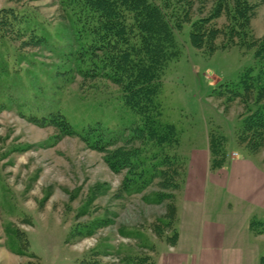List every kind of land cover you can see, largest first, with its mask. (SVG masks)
<instances>
[{
    "label": "rangeland",
    "instance_id": "1",
    "mask_svg": "<svg viewBox=\"0 0 264 264\" xmlns=\"http://www.w3.org/2000/svg\"><path fill=\"white\" fill-rule=\"evenodd\" d=\"M211 2L202 15L196 3L192 21ZM2 8H13L17 18L0 35V264L152 258L156 243L174 233L167 217L182 167L161 160L180 157L177 146H156L138 133L144 120L124 106L121 85L77 67L68 0H0ZM216 24L226 26L223 17ZM190 26L174 31L179 55L161 78L160 120L175 126L184 149L214 129L227 137L225 154H253L237 135L239 119L255 106L228 102L220 92L237 87L246 69L258 70L250 44L264 38V2L244 46L197 50ZM252 250L249 264H260L264 234Z\"/></svg>",
    "mask_w": 264,
    "mask_h": 264
},
{
    "label": "trees",
    "instance_id": "2",
    "mask_svg": "<svg viewBox=\"0 0 264 264\" xmlns=\"http://www.w3.org/2000/svg\"><path fill=\"white\" fill-rule=\"evenodd\" d=\"M73 22V38L78 50L73 55L77 67L89 78L107 75L121 85V99L125 107L144 120L137 132L149 138L156 146L163 144L178 146L179 135L175 126L162 123L161 111L156 99L161 87V78L169 61L179 55L174 31L181 30L185 23H191L189 40L197 49L211 54L216 48L227 49L234 45L244 46L249 35L250 21L258 5L264 0H211L208 13L202 15L206 0H68ZM198 3L195 16V4ZM224 18L225 25L218 27L216 21ZM17 14L13 8L0 9V35L2 28L13 25ZM220 44H215L218 38ZM253 54L258 64L256 74L246 69L237 87L225 86L221 95L227 94V101L240 99L243 105L252 103L253 112L240 123L237 139L248 142L250 153L261 150L264 143V38L254 41ZM240 90H239V89ZM250 101V103H249ZM157 108V111H156ZM247 108V107H246ZM155 114V118L152 117ZM148 117V118H147ZM66 123H62L61 126ZM69 126V124H68ZM71 133V132H70ZM140 136V135H139ZM227 137L212 129L209 133L211 153L210 169L216 171L227 164L225 147ZM166 157L168 159H166ZM180 158V159H179ZM183 159L177 155H165L161 164L168 168ZM166 174H171L166 172ZM167 176L169 180L170 176ZM140 179V178H139ZM168 180L164 182L168 185ZM179 185V184H178ZM178 185L176 188H178ZM175 219L172 205L170 216ZM255 234H264V220L250 223ZM160 236V235H158ZM176 233L166 240L173 243ZM133 260V261H132ZM130 264H154L151 257L135 256ZM78 264H98L95 260H81ZM260 264H264V255Z\"/></svg>",
    "mask_w": 264,
    "mask_h": 264
},
{
    "label": "crops",
    "instance_id": "3",
    "mask_svg": "<svg viewBox=\"0 0 264 264\" xmlns=\"http://www.w3.org/2000/svg\"><path fill=\"white\" fill-rule=\"evenodd\" d=\"M210 131L186 149L178 143L184 167L174 198L176 237L156 243L154 264H249L262 238L250 223L264 220V154L230 148L227 164L212 171Z\"/></svg>",
    "mask_w": 264,
    "mask_h": 264
}]
</instances>
